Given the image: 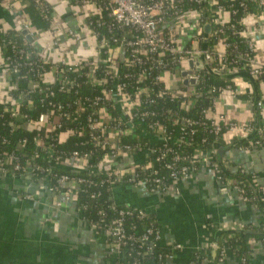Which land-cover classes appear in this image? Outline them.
Masks as SVG:
<instances>
[{
	"label": "trees",
	"instance_id": "16d2710c",
	"mask_svg": "<svg viewBox=\"0 0 264 264\" xmlns=\"http://www.w3.org/2000/svg\"><path fill=\"white\" fill-rule=\"evenodd\" d=\"M47 3L46 0H42ZM70 4H79V0H71ZM241 0H234L232 2L235 8V13L230 14L229 21L223 24L225 31V38L223 39L228 44L226 51L228 59H235L234 50L241 53L249 52L251 57H254L255 50L249 51L245 36L241 35L244 26L242 19L246 13H258L259 8L250 1H243L246 4V9L240 5ZM182 8L185 10L196 9L201 7L205 12L204 21H208V8L206 3L198 4L193 0H185ZM48 5L47 16L40 14L33 0H26L23 11L28 15V18L35 28L49 29L51 26V7ZM95 25L97 16L89 18ZM233 25L235 32H232L227 27ZM213 26V25H212ZM95 27V26H94ZM101 35L109 36L108 32L103 26H96ZM250 37L249 35H247ZM22 34L13 29H8L3 35H0V40L12 39L16 43H20ZM216 42V37L208 36L205 44L201 40L200 45L205 47H212ZM117 47V44H113ZM27 47L33 49L32 42H27ZM5 55L14 57V51L9 44L3 48ZM36 58V57H35ZM29 58L28 60H31ZM33 60V59H32ZM246 63V62H245ZM242 60L237 59L234 63L236 71L226 72L223 70H215L213 63L207 66L206 72H203V78L200 82L195 84L197 93L189 98L190 107L183 108L180 106L182 99L175 96L165 95L159 97L153 95L154 102L149 104L143 101L139 107L140 111H152L154 115H147L145 117L136 116L133 118V125L137 133L119 135L116 140V145L121 149L124 146L131 148L132 154H127L120 151L119 155L113 158L110 163L102 162V157L106 154H111L113 147H100L91 140L92 134L97 131H92L88 125V118L96 116V106L91 103L94 97L101 94L102 86L92 85L86 81L84 75H79L73 71H66L64 75L68 79H73L76 85H73L68 90L60 89V84L52 82L46 84L40 82L35 76V69L30 71L27 66H22L21 76L18 77L19 86L12 92V95H18V91H22L23 100L19 105L20 112L26 114V119H14L10 115V111L0 106V166H2L6 174L0 172V175H7L15 178H27L30 182L36 179H41L44 184L45 192L60 193L64 191V186L57 183V177L61 174L69 177L80 178L83 181L78 183L74 195V202L79 218L98 229H103L105 222L116 220L122 217V228L126 236V241L119 248L121 254L119 255V262L124 264H158L166 255L170 253V249L161 246L158 235L159 228L156 215L153 212H148L143 208L125 205L122 202H117L112 195V188L120 181L129 182L131 185H144L149 191H154L159 188L165 189L169 183V168L165 167L166 162L173 163L174 168L178 169L183 165H189V159L197 150H208L211 158L217 164V171L214 173L216 180L222 184L227 179L234 180L235 184L245 190L250 202L255 204L259 209L264 210V203L259 197L261 190L255 183V176L243 172L241 167L230 170V165L221 166L223 163V155L228 149L233 147L250 149L253 146H259L263 141V135L259 129L263 125L259 122V109H254V118L250 121L251 131L246 137L232 138L229 142L226 141L224 130L214 132L208 124L200 123L203 121V109L211 107L212 96L217 93L213 90L215 88H224L227 85L234 87L233 78L241 77L246 79L251 86L249 94H237L236 96L242 100L256 101L260 97L259 84L260 80L264 78V69L262 68L259 76H252L249 74V66ZM54 61L48 60L43 64L44 67L50 68ZM102 68V67H101ZM101 68L95 72L100 77H103ZM119 82L127 83V90L131 91L134 82L123 78V74L128 71V67L120 64L119 67ZM86 71V70H85ZM83 71V72H85ZM131 72H135L136 68H130ZM156 70L152 75L156 74ZM39 82L41 87L48 89L42 91L29 90V87L24 86L23 83ZM153 92L161 88L162 83L153 80L150 76L145 79ZM108 86H115V83L108 82ZM135 86V85H134ZM184 90L181 82L177 88ZM154 94V93H153ZM144 98V97H143ZM82 104V110L75 112V102ZM57 106H61L60 110ZM110 110L118 115V111L109 106ZM62 111L72 113L70 117L61 115ZM41 114H48V119L55 123H59L52 132L57 135V138L51 140L54 143L56 150L63 161L52 163L47 156L44 149H38L35 146V139L42 137L45 134L44 128L37 126L31 127L29 120L37 121ZM182 119H189V122H183ZM158 121L162 126V136L166 137V141L160 140L157 130L150 127V123ZM34 122V123H35ZM34 125H37L36 123ZM139 133V134H138ZM63 137V139H62ZM148 149L147 161L150 166L142 168L135 167V175L131 176L128 173H121V169L129 165L130 162H136L143 159V153ZM165 151V156L158 160L161 151ZM77 151L80 155H87L86 162H83V168H74L67 165L68 162L72 165L79 163H72L70 156L72 152ZM7 154H13L18 157L21 167H25L26 161H30L33 165L31 174H25L24 168L18 170L14 169L13 162H3V158ZM139 155V156H138ZM68 158V159H67ZM67 162V163H66ZM74 165V166H75ZM100 169L97 170L98 166ZM201 166L199 160L195 162L193 171H197ZM233 166V165H231ZM160 177L162 182L154 183L153 178ZM159 186V187H158ZM142 210L145 216L138 217L137 211ZM120 211H130L120 215ZM148 228L152 229V233L147 234L145 241L140 240V236L146 233ZM252 233H241L234 229L221 230L217 236H212L210 239L216 244L215 261L223 255L226 249H230L238 257L246 258L249 254L248 241L251 238H258L264 240V234L258 233L255 227L246 226ZM104 230V229H103ZM105 231V230H104ZM108 243L112 242L113 237L107 235ZM264 242V241H263ZM208 249L211 246H206ZM205 247V248H206ZM205 248L197 249L191 253L189 262L187 264H198V258H203V250ZM147 250L146 253H143ZM125 256V257H124ZM124 258V259H123Z\"/></svg>",
	"mask_w": 264,
	"mask_h": 264
},
{
	"label": "built area",
	"instance_id": "2783aa9c",
	"mask_svg": "<svg viewBox=\"0 0 264 264\" xmlns=\"http://www.w3.org/2000/svg\"><path fill=\"white\" fill-rule=\"evenodd\" d=\"M11 1L13 2L16 0H3V2ZM17 1H20L24 7L26 0ZM33 1L40 14L46 17L48 15L47 3H44L42 0ZM184 1L185 0H79L80 5L88 8L89 13L85 20V27L88 34L95 38L96 47L95 55L93 57L84 58L78 63H73L67 57L66 50H63V57L59 59L58 62H55L56 64L52 67L46 68L43 64L47 63L50 59L41 56L34 47L33 49H29V47H27V42L31 41H28L25 35H22L20 43H16V41L12 39H7V41L4 39L0 40V56L2 64L7 72L12 75L15 82L11 87H3V89L0 90V106L9 110L10 115L16 120L26 119V114L19 110V105L23 100V92L17 90L18 95H12V92L19 86L18 77L20 78L21 76L20 68L22 66H27L30 71L35 69V76L40 82L46 84H51L52 82L58 83L60 84V89L64 91L68 90L73 85H76L75 81L73 79H68L64 73L66 71L76 72L79 75H84L86 81L92 85L102 86L101 94L91 100V103L96 106V116L88 118V125L91 130L97 131V133L92 134L91 140L93 143L102 148L106 146L114 148L111 154H106L102 157V162H110L113 158L119 155L121 150L127 154H132L130 147L124 146L121 149L116 145V140L119 135L137 133L132 122L134 117L154 115V112L152 111L139 110L143 101H146L149 104L153 103V95L159 97L165 95H170L172 97L178 96L182 99L180 106L186 109L189 108L191 105L189 98L197 93L195 84L202 80V73L207 71L205 68L211 63H213V69L215 70L233 72L236 71L234 63L239 59L244 63L246 62L245 64L249 66V74L254 77L259 76L262 68L264 69V63L255 61L254 57H251L249 52L241 53L234 50L233 57H235V59L229 60L227 57L228 53L226 48L228 47V44L223 40L225 38L223 24L229 21L230 14L235 13V8L232 4L234 0H193L198 4L206 3L208 8V21H204L205 12L201 7L190 10L183 9L181 3ZM243 1L244 0H241L240 5L245 10L246 4H244ZM245 1H250L259 8L258 13H246L242 19L244 28L241 31V35L245 36V43L249 51H252L254 50L255 45L252 38L246 35L245 31L247 27L244 23V19L251 15H258L259 17L264 16V0ZM89 4L92 5L91 8L88 7ZM190 11L194 14L193 24L198 30V33L193 35L187 43L181 44L179 39L183 32L182 29L188 24H191H187L183 20L182 15L186 12L190 13ZM24 14L25 16L23 18L21 29H25L33 38L35 29L33 28L28 15L25 12ZM95 16H97V19L94 27L89 18ZM205 23L210 24V31L207 34H203ZM96 26H103L109 36L101 35L96 29ZM227 28L232 32H235L233 25L230 24ZM65 33L70 40H77L79 38L78 34L70 28H67ZM208 36L216 37V42L212 47L204 46ZM201 40L204 43L202 45L199 43ZM54 42V44L60 49V43L56 40ZM7 44L13 49L14 57L4 54L3 48ZM113 44H117L118 46L114 47ZM221 46L222 48L220 49ZM119 50L122 51L119 53ZM195 55L199 56L198 62L195 60ZM31 57L33 60H28ZM120 64L127 66L129 69L123 74V78L134 82L135 86L133 85L131 91L127 90L126 82H119L118 67ZM98 68H101L103 77L95 74ZM130 68H136V71L131 72ZM154 70L157 72L152 75ZM183 70H191V72L186 74L183 79H192L194 85L188 84L186 89L180 90L177 86L181 80L175 85H171V80L173 79L174 74L178 72L181 73ZM150 76L153 77L154 81L162 83L161 88L157 89L155 92H153V90L145 83V79ZM233 81L234 87H231L230 85H227L224 88L213 87V90L217 91V93L212 96L211 107L209 106L202 110L204 119L200 123L205 124L206 122L216 133L224 130V135L226 132H232V134L242 138L246 137L251 131L250 122L229 117L217 109L222 93L225 90H230L234 95H237L236 82L240 81L239 77L233 78ZM262 81H264V78L260 80V82ZM108 82L115 83V86L106 87ZM23 84L24 86L29 87L30 91H42L48 89V86L44 88L41 87L39 82H28ZM75 104L77 106L75 112L77 113L82 110V104L78 101L75 102ZM255 104L258 109L263 106L261 100H256ZM109 106L117 110L119 112L118 115H115L110 110ZM61 108V106H57L58 110ZM61 115L64 117H70L72 116V113L62 111ZM41 118H43V121H41ZM182 120L183 122L190 121L189 119ZM34 122V120H29L28 124L31 127H42L45 130L44 136L35 139L36 148L44 149L52 163L63 161L62 157L59 156L54 143L51 142L55 137L57 138V135H53L52 132L56 127L60 126L59 123L54 124L51 122L48 119V114H41L35 122L37 125H34ZM149 125L151 128L157 130L160 140L165 142L166 137L164 138L161 134L163 129L160 123L158 121H153ZM259 132L264 138V126L259 129ZM148 152L149 150L145 149L143 159L136 162H130V164L124 166L120 172L122 174L128 173L133 176L135 175L134 169L139 166V164H142L140 165L142 168L149 167L150 163L147 161ZM86 156L87 155H80L77 151H74L69 158L72 163L80 161L83 163L87 160ZM164 156L165 151L162 150L158 160L162 159ZM198 160L201 163V166L206 165L211 167L214 173L217 171L218 166L216 162L212 160L210 152L208 150H197L189 159V165H183L180 168L175 169L173 163L166 162L164 164V166L170 170L168 174L170 180L169 184L192 172L193 166ZM2 161L7 163L13 162V167L16 170L24 168L23 170L26 171L25 174L27 175L31 174V170H33V165L30 161H26L25 167H21L18 157L13 154H7ZM67 164L70 165V162ZM97 166V170L100 169V166ZM0 172L6 174V171L2 166H0ZM82 181L83 180L80 178L69 177L64 174L57 177V183L64 186V191H61V194H63L64 198L67 200H74L78 183ZM153 181L160 186L159 183L163 180L160 177H155L153 178ZM30 183L34 188H45V184L41 179H36ZM222 184L234 189L241 200L250 202L245 190L235 184L234 180L227 179L225 183ZM165 189L159 188L156 190L163 191ZM25 197L31 198L32 195L26 194ZM123 212L124 211H120L119 214L123 215ZM124 213H130V211H125ZM137 214L138 217L145 216V213L142 210H138ZM103 229L109 236L113 237L112 242L107 246L108 251L120 255L121 251L119 248L127 239L122 228V217L105 222ZM150 233H152V229L148 228L146 233L140 236V240L145 241V239H147V234ZM156 237L159 238V232ZM146 252L147 250L143 251V253ZM222 252L225 251L223 250L221 253ZM223 255L218 259H222ZM239 260L241 264L247 263L246 258L243 256H240ZM134 263V261L131 262V264ZM119 264H124V262H119Z\"/></svg>",
	"mask_w": 264,
	"mask_h": 264
},
{
	"label": "crops",
	"instance_id": "0c3cea01",
	"mask_svg": "<svg viewBox=\"0 0 264 264\" xmlns=\"http://www.w3.org/2000/svg\"><path fill=\"white\" fill-rule=\"evenodd\" d=\"M70 1L46 0L52 9L51 26L49 29L33 27V47L41 56L54 62L63 57V50L73 63L95 55L96 40L85 27L88 8L72 5ZM24 16L20 1L0 0V35L8 29L20 32ZM193 16L192 11L182 15L183 20L191 24L182 29L181 44L198 33ZM250 17L254 22L245 24V32L254 42L255 61L264 63V47L258 46L259 42H264V19L258 15ZM67 28L79 38L68 39ZM203 34L206 33L203 31ZM55 40L60 43V49L54 44ZM180 80L187 86L179 72L173 75L171 85ZM239 80L236 93L249 94L250 83L241 77ZM14 83L0 56V90ZM259 89L261 94L257 100L263 103L259 109V122L264 126V81L260 82ZM255 102L239 99L230 90H225L217 109L229 117L250 122L254 118V109H258ZM232 138L241 137L232 132L225 133L226 141ZM74 163L75 166H69L83 168L82 161ZM220 165L224 168L230 165V170L239 166L243 172L254 175L261 190L259 197L264 203V142L250 149H228ZM29 186L32 185L27 178L0 175V264H118L119 254L108 251L107 232L82 221L73 199H65L61 192L50 193L38 188L32 191ZM26 194L32 197L26 198ZM112 195L117 202L155 213L159 243L170 249L158 264H187L193 251L208 245L211 248L203 250L204 256L198 258V264H241L230 249L225 250L222 259L215 261L216 244L210 238L226 229L255 232L246 226H253L258 232L264 230V210L241 200L234 189L220 184L212 168L206 165L180 177L163 191L152 192L144 185L120 181L113 186ZM248 246L246 264H264V242L251 238Z\"/></svg>",
	"mask_w": 264,
	"mask_h": 264
},
{
	"label": "water",
	"instance_id": "95a60500",
	"mask_svg": "<svg viewBox=\"0 0 264 264\" xmlns=\"http://www.w3.org/2000/svg\"><path fill=\"white\" fill-rule=\"evenodd\" d=\"M203 31H204L206 34L210 31V24H209V23H205V25H204V27H203ZM20 32H21L22 35H25V37H26V39H27L28 41H32V37H31V35L28 34L27 31H26L25 29H21ZM194 57H195L196 62H198V61H199V56H198V55H195ZM190 64H191V62H190ZM190 72H191V70H183V71L181 72V75L184 77V76H186V74H188V73H190ZM183 83H184L185 85H188V84H190V85H194V81H193L192 79L189 80V79L184 78V79H183ZM29 188H30V190H32V191H33V189H34L33 186H29ZM242 232H243V233H245V232H248V233H249L250 231H248V230H242ZM258 233H260V234H264V230L259 231Z\"/></svg>",
	"mask_w": 264,
	"mask_h": 264
},
{
	"label": "clouds",
	"instance_id": "9594fccd",
	"mask_svg": "<svg viewBox=\"0 0 264 264\" xmlns=\"http://www.w3.org/2000/svg\"><path fill=\"white\" fill-rule=\"evenodd\" d=\"M17 7H19V4H17ZM88 7L91 8L92 5L89 4ZM260 18H261V19H264V16H261ZM253 22H254V21H253V19H252L250 16H249L247 19L244 20V23H245V24H252ZM258 46L264 47V42H259ZM41 121H43V118H41ZM229 135H231V133H230ZM62 139H63V137H62Z\"/></svg>",
	"mask_w": 264,
	"mask_h": 264
}]
</instances>
